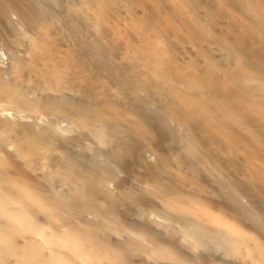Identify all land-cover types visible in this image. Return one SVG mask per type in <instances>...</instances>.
<instances>
[{
    "label": "bare ground",
    "instance_id": "bare-ground-1",
    "mask_svg": "<svg viewBox=\"0 0 264 264\" xmlns=\"http://www.w3.org/2000/svg\"><path fill=\"white\" fill-rule=\"evenodd\" d=\"M0 46V264H264V0H0Z\"/></svg>",
    "mask_w": 264,
    "mask_h": 264
},
{
    "label": "rangeland",
    "instance_id": "rangeland-1",
    "mask_svg": "<svg viewBox=\"0 0 264 264\" xmlns=\"http://www.w3.org/2000/svg\"><path fill=\"white\" fill-rule=\"evenodd\" d=\"M0 60L1 61H3V62H5V66H7V64L9 63V61H10V57H9V54H8V52H7V50L4 48V46H0ZM3 52H4V54H3ZM3 56H5V57H3ZM8 56V57H7ZM5 59V60H4ZM61 123V124H60ZM58 126L60 127V128H63V129H65V130H67L66 131V133L65 134H67V135H69V134H71L72 132L70 131V128L68 127V125H67V123L66 122H63V121H61V122H59L58 123ZM93 150V149H92ZM88 151V150H87ZM87 151H83L84 153L85 152H87ZM97 152L99 151L98 149L96 150ZM88 152H90V150L88 151ZM126 184H127V186H129L130 185V183H127L126 182ZM144 209V210H143ZM143 209H141V210H139L138 212H136L135 214H136V217L133 215V222L135 223V224H137V222L139 221V223L137 224V225H141V224H144V223H149V221H153V223H156V224H158L157 225V227H159L160 225H162V224H167V221L168 220H166L165 219V217H163V216H160V214H158L156 211V213L154 212V210L152 211V209H147V208H143ZM148 210L147 212H146V210ZM145 211V212H144ZM143 212L146 214H143ZM139 214L140 215H142V217L141 216H139ZM137 215L140 217V219L137 217ZM152 216V217H150V216ZM150 218V219H148V218ZM158 217V218H157ZM137 221V222H135V220ZM143 219H144V221H143ZM146 220V221H145ZM143 222V223H142ZM162 227V226H161ZM180 227H178L177 229H179ZM161 233H163V231L161 232Z\"/></svg>",
    "mask_w": 264,
    "mask_h": 264
}]
</instances>
